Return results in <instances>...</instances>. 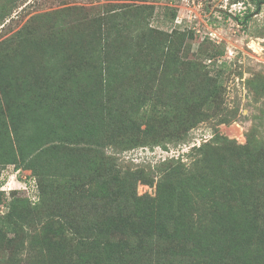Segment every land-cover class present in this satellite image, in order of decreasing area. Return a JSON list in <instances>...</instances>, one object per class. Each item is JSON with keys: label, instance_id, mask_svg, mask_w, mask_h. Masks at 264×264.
<instances>
[{"label": "trees", "instance_id": "obj_1", "mask_svg": "<svg viewBox=\"0 0 264 264\" xmlns=\"http://www.w3.org/2000/svg\"><path fill=\"white\" fill-rule=\"evenodd\" d=\"M254 1L258 8L264 0ZM147 8L135 7L133 14L130 10L117 11L87 21L85 26L90 28L98 22V33L103 36L97 40L103 43L94 51L99 61L79 58L77 64L79 70L86 69V64L98 68V74L87 70L82 76L71 65L67 73L73 80L77 78V86L85 80L89 87L72 83L62 86L57 95H48V101L63 103L67 112H42L34 122L29 120V132L24 137L15 132L14 143L11 137L3 136L7 162L18 163L20 154L26 166L35 171L40 187L38 202L15 190L8 200L5 190H0V206L8 208L0 216V259L5 264H22V253L38 264H264V141L256 143L255 134L242 145L216 135V140L201 144L197 150L203 153L191 165L171 161L165 166L163 162L154 196L137 192L138 182H155L151 171L139 168L124 172L113 157L75 141L88 132L100 145V136L107 135L112 127L109 136L127 137V146L160 144L184 138L203 118L196 99L186 100L184 106L177 103V110L183 112L147 118L145 129L135 120L122 119L119 113L115 121L109 114L83 112L98 104L113 103L112 99L104 103L101 96L105 87L113 86L115 75H123L121 84L128 85L132 97L143 93L141 97L147 101L149 83L131 73V67L143 62L145 55L151 56L154 45L160 43L162 31L143 24L147 14L144 17L141 13ZM251 16L247 12L245 21ZM132 26L129 35L125 31ZM50 27L49 34L43 36L22 33V42L32 39L37 46L43 42L46 50L49 39L56 37V41L75 49L92 46L80 38L84 33L73 40L66 31L73 28L69 23L62 22L56 27L58 32L55 26ZM114 30L117 34L113 37ZM13 44L10 42L7 49ZM115 52L119 57L113 56ZM15 57L25 58L20 53ZM111 58L124 65L116 70L112 63L104 67ZM12 69L10 65L0 66L2 83L13 79ZM88 94L91 97L86 100ZM181 99L180 93H174L171 100L176 103ZM76 105L83 106L82 111L70 112ZM57 114L65 120L66 116L68 124L54 122L51 116ZM76 116L80 121L70 126ZM30 223L35 227L26 231Z\"/></svg>", "mask_w": 264, "mask_h": 264}, {"label": "rangeland", "instance_id": "obj_2", "mask_svg": "<svg viewBox=\"0 0 264 264\" xmlns=\"http://www.w3.org/2000/svg\"><path fill=\"white\" fill-rule=\"evenodd\" d=\"M144 6H149V9L141 13L144 17L147 14L143 24L162 31L160 43L154 45L151 56L145 55L143 62L131 67L132 75H136L134 78L142 77L143 83H149L147 101L141 97L143 93L138 98L132 97L128 85L121 84L123 75H115V83L110 89L105 87L101 96L104 103L108 99L113 103L106 102V106L98 104L83 112L109 114L115 121L119 113L122 119L135 120L141 129H145L147 118L166 112H183L176 106H184L186 100L194 102L196 99L198 112L203 118L184 138L160 144L127 146V137L109 136L112 127L107 135L100 136V145L97 138L88 132L75 141L96 147L113 157L124 172L139 168L151 171L153 176L156 175L155 182L150 185L138 182L137 192L153 196L157 192L158 169L163 162H166L165 166L171 161L191 165L203 153L197 150L201 144L216 140V135L241 145L254 134L256 143L264 141V1L257 8L254 0H0V57L5 59V62L0 59V66L13 67V79L4 83L0 80L3 106L0 110V144L3 143L0 145V190H5L8 200L15 190L18 195L30 197L31 202H38L40 187L35 171L26 166L27 162L19 153L18 163L7 162L9 154L3 136L5 139L11 137L14 143L15 132L24 137L29 132V120L34 122L42 112L47 115L67 112L63 103L48 101V95H57L62 86L70 83L77 86L74 81L77 78L73 80L67 73L68 66H73L75 72L82 76L87 74V70L98 74V68L86 64L83 66L86 69L79 70L77 64L79 58L86 62L92 58L99 61L94 51L103 43V40L97 41L103 36L98 33V22L90 28L85 26L87 21L117 11L124 13L130 10L133 14V8L142 9ZM247 12L252 16L246 22L244 16ZM125 21L122 15L120 22ZM62 22L73 26L66 30L73 40L84 33L80 38L92 46L75 49L66 42L56 41L55 36V39H49L46 50L43 42L40 46L32 39L22 42V33H31V37L43 36L49 34L50 25L55 26L58 32L56 27ZM132 28L125 32L130 35ZM116 32L111 33L113 37ZM10 42L14 44L7 49ZM18 53L25 58H16ZM113 56L118 54L115 52ZM111 63L113 70L124 65L111 58L107 59L104 67ZM35 74H38L37 78L33 77ZM78 86L89 87V83L82 80ZM90 93L93 96V89ZM174 93H180L183 99L175 103L171 100ZM85 97L88 100L91 96ZM10 99L13 105H10ZM82 108L76 105L70 112H81ZM51 118L59 125L68 124L67 117L65 120L61 114ZM80 118L76 116L70 126H75ZM7 209L1 205L0 216ZM31 227L35 224L26 225L25 230ZM20 258L24 259L22 264H38L26 253H22ZM0 260L5 264L2 257Z\"/></svg>", "mask_w": 264, "mask_h": 264}]
</instances>
